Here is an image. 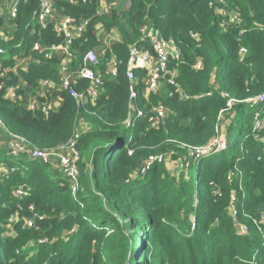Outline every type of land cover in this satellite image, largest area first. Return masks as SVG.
I'll list each match as a JSON object with an SVG mask.
<instances>
[{
	"label": "trees",
	"instance_id": "obj_1",
	"mask_svg": "<svg viewBox=\"0 0 264 264\" xmlns=\"http://www.w3.org/2000/svg\"><path fill=\"white\" fill-rule=\"evenodd\" d=\"M101 1L110 9L96 16ZM214 1L56 4V18L89 19L92 28L100 23L116 29L120 41L110 48L124 64L128 46L141 45L143 28L174 40L181 53L175 81L190 97L202 96L183 100L165 80L146 96L144 72L136 71L138 103L145 115L125 128L121 122L128 84L123 66L117 77H103L95 104L85 100L79 110L66 92L57 93L62 101L48 116L29 111L25 103L4 100L0 92L5 129L36 148L63 146L78 118L86 124L76 142L75 194L56 160L45 164L26 154L9 155V136L0 128V167L7 168L0 183V264H264V223L258 221L264 211V103L250 107L246 101L264 91V0H225L237 13L239 27L221 24ZM36 8L37 0L20 6V16L12 21L19 36L10 43L0 40L8 52L23 36L17 50L24 55H33L34 41L62 43L51 27L39 35L26 28ZM89 37L87 47L96 44ZM97 48L102 68L110 53H103L104 46ZM61 57L57 51L30 64L28 73L19 75L26 80L25 89L44 79L58 82ZM198 58L202 69L195 71L192 64ZM10 82L19 83L14 78ZM210 90L215 91L205 96ZM220 92L236 100L220 120L225 149L191 162L186 172L176 175L156 163L139 174L150 155L173 151L177 156L170 160L176 163L179 155L187 154L180 144L203 146L213 139L226 103ZM158 105L165 108V116L153 128L152 108ZM233 196L235 220L227 212ZM235 221L248 227L245 236L236 233Z\"/></svg>",
	"mask_w": 264,
	"mask_h": 264
},
{
	"label": "built area",
	"instance_id": "obj_2",
	"mask_svg": "<svg viewBox=\"0 0 264 264\" xmlns=\"http://www.w3.org/2000/svg\"><path fill=\"white\" fill-rule=\"evenodd\" d=\"M58 2L67 3L69 5H77L79 0H37V8L30 17V22L26 28L30 27L32 34H40L41 31L48 27L52 28L55 34L62 38L60 44H44L43 41H34L31 44V52L33 55H24L22 51H18L20 44L24 41V36L11 46L10 52L8 48L0 45V92L2 97L7 101H19L25 103L27 109L32 112L39 111L44 116H48L55 111L60 105L62 99L57 93L66 92L68 97L73 101L79 110L84 108V101L89 100L92 104L98 97L100 87L102 86L103 77L115 78L118 75L119 68L123 66L124 76L127 81V103L126 115L121 122L125 128H132L135 122L144 117L142 109L138 103L139 80L135 76L136 71H143L144 94H154L159 90L162 80L174 88L183 100L191 98H200L202 95L190 97L185 94L180 86L176 83L177 66L181 63V53L176 43L172 39H163L157 32L152 29H141L139 42L141 45L128 46V55L125 64L118 59L111 51L110 45L113 42H119L120 36L116 29H106L100 23L93 28L90 26L89 19H77L69 16L55 17L56 4ZM84 3L85 0H82ZM26 3V0H2L0 1V40L3 43H10L19 36V26L12 21L17 20L20 16V6ZM212 4L218 8L221 24H236L240 26V21L236 12L230 10L225 0H215ZM110 6L104 1L100 2L99 7L95 10V15L99 16L108 13ZM7 22H10L7 24ZM8 28H7V27ZM92 34L96 44L87 47L89 35ZM77 41H81L77 44ZM104 46L103 53L109 50L110 56L104 58V65L100 68L97 59V46ZM59 51L61 58L58 67L59 79L55 82L51 79L40 80L34 89L27 88L26 80L19 77L20 74H27L30 64L35 60H48L52 55ZM241 54L245 50L240 49ZM192 69L195 71L202 69V61L198 58L193 64ZM19 77V78H17ZM11 78L19 81L18 84L10 82ZM9 82V83H8ZM86 83V86H85ZM25 90V92H22ZM215 90L205 93L210 97ZM220 96L226 99L225 108L220 110L215 125V136L213 139L203 146H187L180 144L185 149L186 155H179L177 164L180 168L189 166L191 162L197 163L200 159L211 156L226 147L225 134L223 127L220 125L222 115L230 111L232 105L236 102L230 98L226 92H220ZM250 107L264 103V91L254 98L247 99ZM154 119L150 125L153 128L165 116V108L158 105L152 108ZM259 122H255L258 126ZM86 124L82 118H78L73 126L70 137L66 144L54 149H39L31 146L30 143L22 136L14 135L8 132L0 117V128L9 136L6 143L8 154L16 157L26 154L33 160H39L42 163L57 161L58 167L62 170L67 178L71 180V192H77L78 153L76 150V142ZM132 151H128L131 155ZM162 154L150 155L141 169L139 174L147 172L153 164H161L163 162ZM170 156L174 152H169ZM7 168L0 167V183L5 178ZM22 192L17 190L16 196H21ZM227 212L233 220L236 219L237 210L235 208V197L233 196L229 202ZM264 223V211L261 212L258 220ZM256 225L257 220H253ZM31 221H27V226H31ZM236 233L241 236L247 234V226L235 221Z\"/></svg>",
	"mask_w": 264,
	"mask_h": 264
},
{
	"label": "rangeland",
	"instance_id": "obj_3",
	"mask_svg": "<svg viewBox=\"0 0 264 264\" xmlns=\"http://www.w3.org/2000/svg\"><path fill=\"white\" fill-rule=\"evenodd\" d=\"M223 132H224V129H223ZM161 156L163 157V162L161 164L172 175H176L180 171H185L186 172L187 169L189 168V166H187L185 168H180L177 163H172L170 158H169V154H165V155H161ZM191 174H192V178L194 179V176H195L194 171ZM234 228H235V231H236V225L235 224H234ZM247 232H248V227H247ZM138 235H141V234H138Z\"/></svg>",
	"mask_w": 264,
	"mask_h": 264
}]
</instances>
